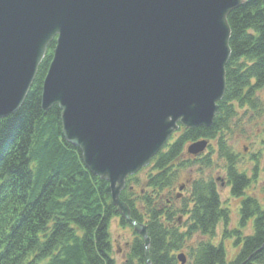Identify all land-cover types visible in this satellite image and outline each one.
<instances>
[{
	"label": "water",
	"instance_id": "95a60500",
	"mask_svg": "<svg viewBox=\"0 0 264 264\" xmlns=\"http://www.w3.org/2000/svg\"><path fill=\"white\" fill-rule=\"evenodd\" d=\"M244 1L0 0V118L21 106L55 38L41 108L58 105L63 137L109 183L117 213L144 239L147 264V226L121 192L180 125H212L231 55L227 16Z\"/></svg>",
	"mask_w": 264,
	"mask_h": 264
},
{
	"label": "trees",
	"instance_id": "16d2710c",
	"mask_svg": "<svg viewBox=\"0 0 264 264\" xmlns=\"http://www.w3.org/2000/svg\"><path fill=\"white\" fill-rule=\"evenodd\" d=\"M227 20L231 55L225 67L224 96L212 125L182 128L176 139L152 158L143 189L137 191L140 180L135 174L126 179L120 195L130 216L147 226L151 264H178L176 251L195 234L203 238L189 248L188 264H264V207L256 198L244 196L251 178L238 171L234 156L224 146L225 131L235 115L233 102L253 107L255 93L264 87V0H245ZM54 45L55 39L49 43L21 106L0 118V264H115L108 226L119 214L111 201L109 183L92 174L78 148L63 137L58 105L41 108L42 81ZM200 139L216 141L219 157L227 161L230 195L243 197L240 228L228 229V211L221 206L211 178L190 182L191 207L177 194L174 199L184 201L182 209L154 203L163 198L164 190L170 194L175 190V167L181 162L184 166L199 160L204 166L213 163L207 156L181 159L183 146ZM136 192L148 210L138 204ZM181 214L188 216L183 230L176 218ZM251 220L252 234L241 237V230ZM119 221L127 225L123 219ZM219 222L224 225L222 240L232 237L239 247L233 260L227 258L223 241L213 244L210 239ZM134 234L127 264L146 263L144 239Z\"/></svg>",
	"mask_w": 264,
	"mask_h": 264
},
{
	"label": "rangeland",
	"instance_id": "374dc122",
	"mask_svg": "<svg viewBox=\"0 0 264 264\" xmlns=\"http://www.w3.org/2000/svg\"><path fill=\"white\" fill-rule=\"evenodd\" d=\"M254 104L250 107V104L240 106L239 103L233 102L235 106L234 119L229 123L230 126L228 130L225 131L224 146L226 151L231 153L236 160V166L239 172L245 173L251 178V183L245 191L246 196H252L256 198L261 207H264V87L255 93V97L252 100ZM182 128L177 132H174L170 137L167 144H171L176 137L181 133ZM210 147L205 148V150L197 154V159H202L203 157H209L213 160V163L209 166H204L203 162H195L191 165L184 166V162H181L179 166H176V173L178 175V180L176 183L175 190L171 191V194L164 190L161 194L163 198L155 202L157 205L162 207L166 205L168 208L171 206L179 207L182 209V205L185 200L188 202L189 206L192 205V199L189 191V185L181 192V196L178 199H174L175 195L179 193L178 185L184 183L186 179H212L215 181L217 190L221 199V206L226 208L228 211V229L240 228L238 225L239 221V208L240 202L243 198H234L230 195L229 187L226 185V168L227 161L224 158L219 157L218 148L216 141L209 142ZM188 143L183 146L182 160L186 155V147ZM166 146V145H165ZM165 146L163 148H165ZM203 163V164H201ZM149 170H151V162L149 165L143 167L138 172H136V178H139L140 182L136 186L137 191L143 189V184L146 181ZM180 175V178H179ZM223 183V184H222ZM135 187V184H133ZM146 191H150L149 188L145 186ZM152 191V189H151ZM135 193L137 197V202L139 205L143 203L145 205V210H148V206L141 200L139 193ZM167 198H171L167 200ZM164 200V201H163ZM163 201V203H162ZM179 215H176V218ZM188 216L186 214H181L180 216V226L186 223ZM184 229L183 228L181 230ZM224 225L219 222L215 233L210 237L213 244L223 243L224 249L227 253V258L233 260L236 256L239 247L235 246V240L230 238H224L222 240V232ZM241 230V229H240ZM109 239L112 246L111 256L115 261V264H127V257L129 247L127 243H130L134 239V232L129 225H122L119 221V217H113L108 226ZM253 225L252 220L245 224V227L241 230V237L248 234H252ZM203 237L200 234L193 235L187 240L186 245L176 254L184 253L187 256L186 264L190 263L189 258V248L194 246ZM235 238V236H233ZM134 264H147L135 262Z\"/></svg>",
	"mask_w": 264,
	"mask_h": 264
},
{
	"label": "flooded vegetation",
	"instance_id": "af4514ba",
	"mask_svg": "<svg viewBox=\"0 0 264 264\" xmlns=\"http://www.w3.org/2000/svg\"><path fill=\"white\" fill-rule=\"evenodd\" d=\"M191 182V179H186L185 180V182L184 183H190ZM226 182V181H225ZM223 184V183H222ZM184 186V185H183ZM183 186H179V189H180V187H182L183 188ZM182 188L180 189V191L182 190ZM177 195H180L181 196V193H178ZM179 196V197H180Z\"/></svg>",
	"mask_w": 264,
	"mask_h": 264
}]
</instances>
